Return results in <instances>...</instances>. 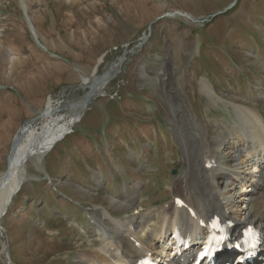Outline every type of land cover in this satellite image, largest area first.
<instances>
[{
	"label": "rangeland",
	"instance_id": "374dc122",
	"mask_svg": "<svg viewBox=\"0 0 264 264\" xmlns=\"http://www.w3.org/2000/svg\"><path fill=\"white\" fill-rule=\"evenodd\" d=\"M123 53L74 133L28 160L0 223L10 264H79L96 249L89 214L101 207L117 219L162 210L184 170L187 116L215 138L235 106L264 115V0H0V177L15 135L40 124L28 121L49 99L64 114ZM135 185L138 205L119 210L115 196Z\"/></svg>",
	"mask_w": 264,
	"mask_h": 264
},
{
	"label": "bare ground",
	"instance_id": "6f19581e",
	"mask_svg": "<svg viewBox=\"0 0 264 264\" xmlns=\"http://www.w3.org/2000/svg\"><path fill=\"white\" fill-rule=\"evenodd\" d=\"M111 68L101 76L110 74ZM101 76L85 79L83 83L93 90L98 89L99 96L104 93L105 88L101 90L99 86L106 77H102L103 80L97 84L92 85V82ZM201 90L207 92L209 89L202 84ZM87 100L83 98L79 106H76L79 102L72 104L67 112L60 115V107L49 99L45 111L38 119L40 124L21 129L10 156V169L5 172L8 178L3 182V175L0 177V216L11 204L19 183L24 181V168L29 160H24L25 155L34 153L31 158L41 162L40 158L54 149L53 142L57 140L56 144L59 143L73 126L82 121ZM234 108L236 122L231 126L226 124L220 127L215 138H209L187 116L192 134L182 139L184 170L182 176L172 181V200L162 210L151 208L143 211V207L137 206L141 211L125 219L114 218L103 207L99 213L89 214L91 227L88 231L91 233L87 234L95 239L92 246L96 249L80 253L79 264H135L147 256L160 264H187L196 244V229L202 230L201 225H206L214 216L229 221L232 230L246 225L255 228L263 236V245L255 263L264 264V115L248 106ZM185 109L181 107L176 113L183 115ZM42 150L47 151L43 153ZM226 183L228 187L223 192L221 187ZM136 186L122 190L115 196L113 203L118 205L119 210L138 205L140 192ZM237 187L240 189L238 193ZM20 190L21 186L18 192ZM241 195L243 207L238 206V210H233L235 200L239 202ZM10 196L13 197L9 202ZM74 224L78 227L77 231L85 233L79 224L72 222ZM174 225L185 237L191 238V248L178 258H171L175 248L169 249L164 245L166 242L160 243L161 235L158 234L164 228L169 229ZM233 256L224 249L218 259L226 262Z\"/></svg>",
	"mask_w": 264,
	"mask_h": 264
},
{
	"label": "water",
	"instance_id": "95a60500",
	"mask_svg": "<svg viewBox=\"0 0 264 264\" xmlns=\"http://www.w3.org/2000/svg\"><path fill=\"white\" fill-rule=\"evenodd\" d=\"M175 14L180 15V16H185V15H181V14H179V13H175ZM165 16H170V15H165ZM185 17H186V16H185ZM161 18H162V17H161ZM161 18H159V19H161ZM145 39H146V36H142V38H141L140 43L138 44V46H141ZM124 60H125V53H123V55H122L119 59L116 60L117 63L115 64L114 68L112 69V72H110L111 74L108 73V74H106V76H101V75H99V76H101V77H96V78H95V82H92V85H94L95 83L97 84V83L101 82V81L103 80L102 77H106V80L103 81V82L100 84V86H99V88H101V90L104 89L105 86H106V84H107V82H109V81H110V80H111V79H112V78H113V77L119 72V67H120V65L123 63ZM83 83H84V82H82V84H81L80 86H78L77 88H78V89H81V90L86 89L87 92L82 96V98H80L79 100L76 101V102H79V104H76V106H79V105H80V102H81V100H82L83 98H87V99H88V100L86 101V104L84 105V106H86V105L89 104V102H90L91 100H93L94 98H96L97 96H99V95H97V94H98V89L93 90L92 88H90V87L88 88L87 86H85ZM76 102H75V103H76ZM39 117H40V115L37 116V117H35V118H33V119L30 120L29 122H30V123H34V122H36V121L39 119ZM20 131H21V130H19L18 133H17V135H15V137H14V139H13V142H12V145H11V149H10L9 155H8V157H7V171L10 169V165H9L10 156H11V153H12V150H13L15 144H16L17 141H18V135H19ZM44 151H46V150H42L41 152H44ZM33 154H34V153L26 154L25 157H24V160H26V159H28V158H31V157L33 156ZM24 160H23V161H24ZM7 178H8V173H5V174L1 177V181L4 182V181H6ZM20 184H21V182L19 183V185H20Z\"/></svg>",
	"mask_w": 264,
	"mask_h": 264
},
{
	"label": "snow or ice",
	"instance_id": "6c2138e0",
	"mask_svg": "<svg viewBox=\"0 0 264 264\" xmlns=\"http://www.w3.org/2000/svg\"><path fill=\"white\" fill-rule=\"evenodd\" d=\"M249 235H250V237H252V238L254 239L253 234L250 233ZM222 240H223V237L219 238V241H222ZM219 241H218V242H219ZM250 247H253V248H254V247H255V244H254V243L251 244ZM210 251H211V249L205 251V252L203 253V255H208Z\"/></svg>",
	"mask_w": 264,
	"mask_h": 264
},
{
	"label": "clouds",
	"instance_id": "9594fccd",
	"mask_svg": "<svg viewBox=\"0 0 264 264\" xmlns=\"http://www.w3.org/2000/svg\"><path fill=\"white\" fill-rule=\"evenodd\" d=\"M254 254V253H253Z\"/></svg>",
	"mask_w": 264,
	"mask_h": 264
}]
</instances>
